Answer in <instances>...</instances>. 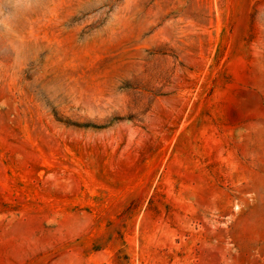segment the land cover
I'll list each match as a JSON object with an SVG mask.
<instances>
[{"label":"rangeland","instance_id":"obj_1","mask_svg":"<svg viewBox=\"0 0 264 264\" xmlns=\"http://www.w3.org/2000/svg\"><path fill=\"white\" fill-rule=\"evenodd\" d=\"M0 264H264V0H0Z\"/></svg>","mask_w":264,"mask_h":264}]
</instances>
